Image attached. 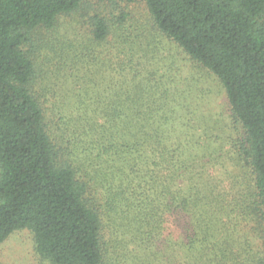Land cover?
Returning <instances> with one entry per match:
<instances>
[{
  "label": "trees",
  "instance_id": "trees-1",
  "mask_svg": "<svg viewBox=\"0 0 264 264\" xmlns=\"http://www.w3.org/2000/svg\"><path fill=\"white\" fill-rule=\"evenodd\" d=\"M83 1L0 0V245L26 229L51 264H264V0H138L221 83L231 142L147 73V27L96 15L69 39ZM41 32L58 39L43 62L71 84L60 122L80 160L47 131L49 71L25 50Z\"/></svg>",
  "mask_w": 264,
  "mask_h": 264
},
{
  "label": "rangeland",
  "instance_id": "rangeland-1",
  "mask_svg": "<svg viewBox=\"0 0 264 264\" xmlns=\"http://www.w3.org/2000/svg\"><path fill=\"white\" fill-rule=\"evenodd\" d=\"M96 15L103 16L110 21L124 19L128 26L139 24L145 28L147 27V34H151L150 38H147V58L145 59L147 73L152 69L158 70L157 75L161 77L162 81H168V86L173 91L176 90L177 94L175 97L182 98L187 106L193 107L191 109L192 115L201 121V129L204 128L208 134L210 133L217 137L221 136L223 142H231L232 138L240 137V130H235L231 123V113L221 83L214 75L206 69H202L173 42L153 28L149 11L143 2L138 0H134L133 2L121 0H84L78 12L68 17H63L60 30L63 33L64 31L67 32L69 39H73L75 30L88 27L90 19ZM33 35V43L28 44L25 50L36 62L40 75L43 68L44 75L49 71L48 76H45L47 80L45 83L42 77L36 83L37 91H40L41 87H44L40 92L45 94V98L43 97V100H40L45 107L47 131L54 148L60 153L61 157H64V160L70 161V158L73 159L74 157V159L80 160L86 154H82V149H80V153L75 152L73 144L75 136L71 137V131L68 130L71 123L68 122V126L64 127V123L60 122L62 116L70 115V108H62L60 107V103L62 91L69 90L71 84H68L65 78L60 80L59 77L61 76L58 77L57 74L53 77V64L55 62H48V65H44L43 62L46 57H44L45 54H49L50 59L53 56L51 48L53 47V43L55 45L58 44V39L51 38L49 40L51 43L48 46L47 38H41L42 32L34 33ZM187 98L188 101H186ZM74 129L77 132L76 135L79 137L82 133L81 130L78 131L73 125L72 130ZM205 130L202 131L206 132ZM95 148L96 151H94L93 157L96 153L100 152L98 150L100 147L95 145ZM63 151L67 155H71V157L69 155L68 157L64 156ZM223 153L226 154V152ZM60 156L58 162L62 163L64 160ZM227 161L230 160L226 158ZM88 172L93 173V169H88ZM247 240L252 241L254 251H257L260 246L257 237L249 235ZM0 264L51 263L39 257L35 248L33 235L29 230L25 229L15 231L0 245Z\"/></svg>",
  "mask_w": 264,
  "mask_h": 264
}]
</instances>
